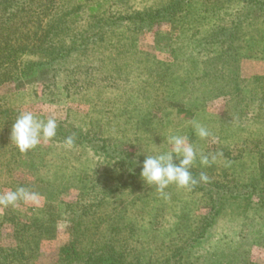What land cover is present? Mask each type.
Segmentation results:
<instances>
[{"label":"trees","instance_id":"trees-1","mask_svg":"<svg viewBox=\"0 0 264 264\" xmlns=\"http://www.w3.org/2000/svg\"><path fill=\"white\" fill-rule=\"evenodd\" d=\"M127 2L0 0V87L43 80L54 94L96 89L100 96L108 81L129 95L131 107L115 119L135 120L123 130L129 138L112 137L119 129L99 121L104 112L94 109L101 98L85 95L78 103L93 108L83 119L59 121L49 145L21 153L11 142L21 111L0 96V194L24 186L44 199L43 207H0V233L12 226L15 241L11 250L0 249V264H37L61 222L68 241L55 264H242L235 263L239 256L264 248V127L248 129L246 139L220 147V155L204 153L210 160L223 156L224 173L191 189L170 185L167 199L141 177L146 154L169 148L170 132L184 127L194 141L188 123L212 101L229 97L226 122L246 127L259 93L243 91L240 67L245 58L264 59V0H153L135 8ZM163 25L169 31H154ZM146 32L154 33L163 57L151 61L137 52ZM223 132L220 125L212 135L221 143ZM191 171L199 181L201 173ZM70 193L75 202L62 201ZM191 200L207 209L203 219L190 216ZM206 244L205 254L190 261Z\"/></svg>","mask_w":264,"mask_h":264},{"label":"rangeland","instance_id":"rangeland-1","mask_svg":"<svg viewBox=\"0 0 264 264\" xmlns=\"http://www.w3.org/2000/svg\"><path fill=\"white\" fill-rule=\"evenodd\" d=\"M153 0H128L127 3L131 5V7H140L141 4L144 2L150 3ZM166 1V0H162ZM112 2V1H111ZM121 6V5H120ZM154 31H161L166 32L169 31V27L166 25H163L159 28H156ZM154 33L153 32H146L143 33L140 37L137 52L143 54L144 56H147L151 61L156 59L155 55H159L160 57H163L162 53L158 47L154 43ZM134 56H129V61H131V58ZM136 59V58H135ZM241 77H240V85L243 91L248 93H259L258 96L255 98L257 100L256 105L252 106L253 113L249 115V118L247 120L246 127L243 128H235V126H231L227 122V114L230 111L231 107V99L229 97H222L215 101H212L208 103L204 111L202 113L198 114V120H192L190 121L189 127V135H191L193 128H192V122L196 121L205 127H207L211 133H217L220 131V125H223L224 132L222 134L221 143L217 138L214 137V142L210 138L208 140H201L199 139L195 134L193 136V143L198 148L200 152L203 154L209 153L216 155H220L221 153L217 152L220 147H230L231 144L238 141L239 139H246L248 135V129H250L253 132H261L264 127V116L261 114L263 111L261 107H264V59L263 58H245L241 62ZM101 76V75H100ZM44 79V78H40ZM41 83H27L24 86H17L15 83H7L0 87V96L7 98V104L9 107H14V109L19 110L21 112H32L33 114L40 115L45 117L46 119L52 118L57 121V124L59 121H66L68 118L69 120L74 121H80L83 119L86 115V113H89L91 109L93 108L91 105H85L78 103L79 98L85 97V95H91L95 94L97 95L96 89H91L90 91H84L82 89L81 93L78 94L79 96H74V93H78L79 90H71L70 95L68 96L67 92H65L64 89L60 90H54L49 91L43 88V80L40 81ZM101 82V81H100ZM81 83L79 82L77 86H79ZM101 84L106 88L105 92L102 91L101 95L98 96V98H101L99 103L96 104V107L94 106V109L96 111L104 112L102 116H100L99 121H103L105 124L108 120H111L112 124L115 125L114 128H118L120 134L116 135L115 133L109 134L112 135V137L117 136L118 139L120 137H123L124 135H128V138L130 136L129 132L124 133L123 130L129 131V126H132V124H135L132 121L129 124H125V119H115V115L118 112H121L123 107H131L129 103L127 102L128 94H124L121 88V90H117L116 88H112V86H109L110 82H101ZM135 85V84H133ZM91 97V96H90ZM116 101V102H115ZM115 102V105L113 106L112 103ZM105 104H108V106H105ZM261 105V106H259ZM98 106V107H97ZM258 107V108H257ZM140 108V107H139ZM142 108V107H141ZM130 109V108H129ZM174 109V108H173ZM71 111L69 116L67 117V114ZM109 111L110 113L108 115H105V112ZM97 117V116H95ZM160 114L158 115L156 121H159ZM96 119V118H95ZM76 120V121H75ZM227 121V122H226ZM223 122V123H222ZM116 123L121 124V126H117ZM113 127V126H111ZM232 127V130H230ZM187 128V127H185ZM182 129L184 127L179 129V132L182 134ZM122 131V132H121ZM195 133V132H194ZM184 134V133H183ZM123 135V136H122ZM171 135H167V137ZM108 137V134H107ZM166 142V140H165ZM45 146L49 145L50 140L48 142H41ZM160 147V146H159ZM163 148H159L157 152L162 150ZM235 155L236 152H233ZM231 154V153H230ZM92 157V153L89 152L87 155L85 154V159ZM217 157V156H216ZM227 159L228 156H225ZM231 157V156H230ZM96 160V158H94ZM226 160H223V156H220L219 159H216L215 162H212L210 166H202L199 163V160H197L195 166L193 168H196L199 173H205L207 176H214L218 174L224 173L222 168ZM22 178L25 179L26 177L20 176L16 174V178ZM210 178V177H209ZM186 194L187 191H186ZM192 198V197H188ZM62 201L73 203L75 202V195L73 193L66 194L63 196ZM193 201V206H189L191 210V217H193L195 220L203 219L207 215V209L204 208V206L201 205V203H198L197 200H191ZM192 203L189 201L188 205H191ZM44 205V199L40 197L39 201L35 204H25L27 207H43ZM21 209L24 208L21 207ZM181 208H175L173 211L175 213H179ZM172 211V210H171ZM222 226V225H221ZM3 230L0 233V249L5 248V250H11L15 246V241L13 239V227L10 225H5ZM58 232L55 238L50 240H45L42 244L37 264H55L59 249L65 245L68 241V234L66 232V227L64 223L58 224ZM215 237L212 239L211 244H214V241H217L219 238L218 233L214 235ZM210 245H203L196 253H193L190 258V261H192L193 256L198 257V253H204L208 249ZM161 254V252H160ZM164 254V253H163ZM162 254V255H163ZM239 261L236 260L235 263L240 261L244 262L242 264H264V248L260 247H252L249 249L248 255L243 254L238 257ZM185 264H189V262H185Z\"/></svg>","mask_w":264,"mask_h":264},{"label":"clouds","instance_id":"clouds-1","mask_svg":"<svg viewBox=\"0 0 264 264\" xmlns=\"http://www.w3.org/2000/svg\"><path fill=\"white\" fill-rule=\"evenodd\" d=\"M57 121L52 118L41 119L32 112H21L11 128V142L21 153L35 149L41 142H48L57 135ZM192 128L195 135L201 140L212 139L211 131L204 125L193 121ZM64 143L69 148L74 145V138L68 136ZM169 148L153 155L146 154L143 161L141 177L148 186H155L156 190L165 198V192L170 185L178 188L191 189L200 181L207 182L208 176L200 174L199 181L193 176L191 169L197 160L202 166H210L215 162L216 156L211 160L208 155L198 150L186 134H172L166 139ZM161 145L158 148H162ZM145 154V153H144ZM39 193L24 186L13 191L0 194V207H16L18 203L35 204L39 201Z\"/></svg>","mask_w":264,"mask_h":264}]
</instances>
